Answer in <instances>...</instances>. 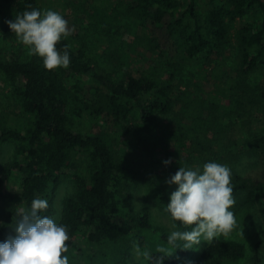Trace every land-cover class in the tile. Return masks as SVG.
Here are the masks:
<instances>
[{
    "label": "trees",
    "instance_id": "16d2710c",
    "mask_svg": "<svg viewBox=\"0 0 264 264\" xmlns=\"http://www.w3.org/2000/svg\"><path fill=\"white\" fill-rule=\"evenodd\" d=\"M0 2L13 17L25 10L45 11L40 0ZM91 2L104 18L103 29L110 26L105 20L109 13L111 22L144 49L138 64L122 62L109 69L77 36L62 38L57 45L61 53L68 47L67 69L46 70L39 57L26 56L23 49L0 53V72L11 86L6 101L0 102V146L15 145L14 158L0 166V191L14 180L20 183L16 220L37 198L48 202L39 215L52 218L60 179L68 175L76 181L77 191L63 201L57 223L68 228L64 255L69 264L79 262L80 238L95 246L109 245L117 256L127 254L133 238L144 246L139 231L149 228V216L135 217L124 197L137 181L131 175L133 152H143L142 168L150 174L157 203L165 211L170 202L166 181L179 167L195 168V156L229 168L246 150L264 158V77L259 73L264 65V0H211L205 13L199 10V0ZM61 15L70 28L69 16ZM3 36L13 41L15 33L7 25ZM196 66L201 78L211 72L216 91L184 79ZM78 77L104 89L92 86L84 97L72 94L67 82ZM157 113L168 117L169 129L151 150H140L149 142L146 135ZM87 120L90 130L84 132ZM112 125L116 136L110 132ZM169 158L172 162L165 165ZM233 172V195L244 193L243 208L259 212L262 229L253 264H263L264 181L255 184ZM5 228L0 227V243L6 240ZM162 238L167 242V236ZM247 254L243 243L215 238L191 264H228ZM162 256L163 264H177L163 253L152 254L149 264Z\"/></svg>",
    "mask_w": 264,
    "mask_h": 264
},
{
    "label": "rangeland",
    "instance_id": "374dc122",
    "mask_svg": "<svg viewBox=\"0 0 264 264\" xmlns=\"http://www.w3.org/2000/svg\"><path fill=\"white\" fill-rule=\"evenodd\" d=\"M189 1L190 0H185L186 3ZM40 3L45 10H53L60 14H67L70 18V28L72 29V34L70 36L80 37V39L85 42L92 57L97 60H106L109 69L122 62L138 64L139 58H143L144 49L138 46L136 39H134L132 35H129L124 29L119 28L117 26L118 24L115 25L116 23L111 22L112 18L109 13V18L107 17L105 20L109 22L110 26H106L105 29H103L105 26L104 18L100 16V11L97 12L91 0L89 2H85L84 0H40ZM210 3L211 0H199V10L205 13L210 8ZM14 19L15 16L13 17V15L9 13V10L4 8V5L0 2V53L23 49L26 56H29L27 48L17 41L16 35L13 41H7L3 36L4 26L8 25L6 21ZM126 21L127 20L123 17L122 24H125ZM139 33L140 31L137 32V34ZM200 71L201 68L197 66L192 69L189 68L186 71L184 79L204 84L208 92L216 91L218 87L215 80L211 77V72H209L205 78H201L200 73H198ZM259 73L264 77V65ZM192 75H194V77ZM83 84H86V86L83 90H79L78 88L82 87ZM92 86L103 88V86L87 78H72L67 82V88L70 93L78 94L81 97L87 95ZM10 91V84L0 72V102L6 101L7 94ZM168 121L169 119L166 115L160 113L156 114V121L152 131L146 135V140L149 142L142 145L140 150H151L152 144L160 141L161 137H163L169 129ZM89 122L88 120L85 121L84 125L81 127L84 132L90 130ZM109 129L111 134H116L113 125ZM142 154V151L132 153V158L136 160V163L132 167L131 175H134L137 181L126 190L124 197L130 202L135 217L141 218L145 215L149 216V228L139 231V235L144 239V246L140 244L137 238H133L127 244V254L125 256H117L118 252L114 251V248L112 249L109 245L95 246L88 244L86 239H83L81 242L80 238L76 251L77 258L79 259L78 264H149V258H145L142 255L144 252H147L149 257L154 253H163L177 264H191L200 258L204 249L210 244L201 241L199 245L194 246L192 249H175L162 238V236L168 237L172 231L185 230L179 228L177 225V227L173 229L172 224L174 222L171 216L158 205L151 183L148 179L150 174L144 170L141 165ZM14 155L15 145L5 144L0 146V166L11 161ZM208 162L210 161L200 156H195V167H199L201 171L203 165ZM230 168L242 178L252 183L257 184L264 181V158L260 154H254L250 150H246L237 156L236 159H232V161H230ZM177 188L178 185L176 184H166V197L168 201H170L171 194L176 191ZM76 191V181L68 175H64L60 179V184L56 193L55 214L51 218L54 222L58 223L61 220L63 201L67 197L75 195ZM244 197V193H240L237 196L233 195L235 204L230 210L233 211L235 215L238 225L237 228L230 234L226 236L220 235L217 238L232 239L243 243L247 247L248 254L246 258H243L239 262L228 264H253L255 246L260 239L262 222L259 212L252 207L247 209L243 208L242 201ZM20 202V183L18 180L12 181L8 188L0 191V227L5 225L6 239L9 235H16L14 226L17 220L13 216V213ZM240 208L243 209L238 212ZM137 246L141 255H137ZM161 248L165 249V251L161 252ZM91 257H94V260H92Z\"/></svg>",
    "mask_w": 264,
    "mask_h": 264
},
{
    "label": "clouds",
    "instance_id": "9594fccd",
    "mask_svg": "<svg viewBox=\"0 0 264 264\" xmlns=\"http://www.w3.org/2000/svg\"><path fill=\"white\" fill-rule=\"evenodd\" d=\"M6 23L17 41L27 48L28 55L39 57L46 70L69 67L68 47L65 45L61 53L57 45L62 38L72 34V29L59 12L25 10ZM171 162L169 158L163 163L169 165ZM231 175L228 166L208 162L202 171L199 167H179L166 181L178 185L170 196L166 211L172 220L191 226L190 231H172L167 237L169 245L175 249H192L201 241L211 243L237 228L235 215L230 210L235 204ZM47 208V200L37 198L31 202L30 211L18 213L20 218L14 226L16 235H9L0 243V264H69L68 256L64 255L68 252V228L48 216L39 215ZM176 227L173 223L172 228ZM136 251L141 255L138 246ZM142 255L149 258L147 252ZM164 258L160 257L156 264H163Z\"/></svg>",
    "mask_w": 264,
    "mask_h": 264
}]
</instances>
